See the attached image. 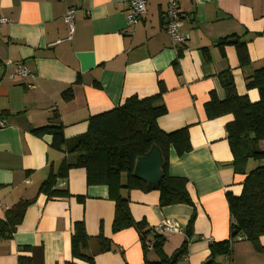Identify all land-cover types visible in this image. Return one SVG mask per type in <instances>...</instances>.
I'll return each mask as SVG.
<instances>
[{"label": "crops", "instance_id": "1", "mask_svg": "<svg viewBox=\"0 0 264 264\" xmlns=\"http://www.w3.org/2000/svg\"><path fill=\"white\" fill-rule=\"evenodd\" d=\"M145 1V13L129 25L128 0H0V16L8 20L0 24V121L6 124L0 128V218L15 203L31 202L12 239L0 240V264H17L19 255L31 256L33 264H64L70 259L72 224L81 220L88 236L101 232L112 244L111 251L95 254L97 245L91 241L92 264L142 263L137 232H112L114 202L107 187L86 185L83 169H71L57 180L55 187L69 197L38 194L49 168L57 172L62 160H71L50 148V136L31 131L47 125L56 111L64 136L76 137L86 132L89 117L128 97L152 96L159 84L166 114L157 119L158 127L164 132L187 127L191 150L178 157L170 149L167 173L186 180L192 206L160 207L156 191L122 189L120 194L128 196L132 219L149 228L172 220L183 230L193 219V236L179 264H202L209 243L228 238L225 194L238 196L243 176L234 175L231 167L225 132L231 117L208 119L204 104L210 92L218 100L225 98L218 76L227 70L238 95L258 100V92L247 91L244 83L254 70L264 68V0H176L186 37L177 47V61L178 50L162 29L167 0ZM70 8L75 15L69 38L63 16ZM227 37L245 43L247 67H239L234 43L227 41L222 50L217 46ZM6 61L22 65L29 76L9 78L2 67ZM68 90L72 97L63 101ZM164 237L163 251L170 257L184 234ZM258 245L256 250L249 241L234 243L230 256L217 262L264 264V236ZM23 246L31 247V253L20 251ZM145 256L157 260L153 252Z\"/></svg>", "mask_w": 264, "mask_h": 264}, {"label": "trees", "instance_id": "2", "mask_svg": "<svg viewBox=\"0 0 264 264\" xmlns=\"http://www.w3.org/2000/svg\"><path fill=\"white\" fill-rule=\"evenodd\" d=\"M231 37L219 39L217 46L222 50ZM238 65L245 68L250 64L246 45L237 41L234 44ZM181 57L177 51L176 61ZM175 61V62H176ZM174 62V64H176ZM219 80L225 93L223 100H218L210 92L204 111L208 119L230 116L225 124L226 139L232 155L231 167L234 175L243 176L241 192L238 196L230 192L225 194L230 224L229 236L224 241H212L208 245L209 256L202 264H218L219 257H229L234 239L243 236L256 250H259V238L264 236V68L254 70L245 78V89L256 90L258 100L251 102L246 95L236 93L230 71L219 74ZM164 88L159 84L156 94L144 98L131 96L124 99L111 110L91 116L87 120L86 132L73 138L64 136L63 126L56 111L47 125L35 128L31 133L37 137L50 136V148L70 156L65 159L57 172L49 168L48 176L38 189V194L47 199L69 197L66 191L55 187L60 178H65L71 169H83L87 186L102 185L108 189V197L114 202L112 232L134 229L142 244L144 253L141 264H179L186 255L187 246L193 236L191 219L183 229L184 239L174 263L172 256L163 251L165 237L149 228L144 221H134L128 208V196L120 194L126 191L140 190L159 193V205L165 207L175 204L192 206L186 190V180L172 177L167 173L170 149L180 157L191 150L187 127L172 132H164L157 125V119L166 114L162 103ZM70 90L62 93V100L69 101ZM156 145L164 158L163 178L155 185L144 183L132 177L135 158L144 155L150 146ZM255 161L256 167L246 171L248 163ZM82 201L83 197H76ZM30 201H19L6 209L0 218V240H10L21 224ZM91 241H95V254L112 250V244L100 232L95 238L87 235L84 222L72 224L70 236V259L64 264L93 263V254L88 253ZM150 246V249L147 247ZM20 251L31 253V247L23 246ZM153 252L157 260L149 261L146 254ZM17 264H33L31 256L19 255Z\"/></svg>", "mask_w": 264, "mask_h": 264}, {"label": "built area", "instance_id": "3", "mask_svg": "<svg viewBox=\"0 0 264 264\" xmlns=\"http://www.w3.org/2000/svg\"><path fill=\"white\" fill-rule=\"evenodd\" d=\"M127 4L126 22L129 25L135 24L146 11V1L128 0ZM74 15L75 10L70 8L63 16V22L67 27L69 38L74 30ZM161 19L162 29L170 36L174 49L179 50L177 47L185 44L186 37L180 31L183 20L176 0H167V8L162 12ZM6 23H8V20L0 16V24ZM2 67L5 68V70H9V78L18 77L25 80L29 76L28 70L20 64H13L6 61L2 64ZM5 126L6 124L0 121V128ZM154 231L162 235L183 232L182 228L172 220L161 222L154 227ZM244 240L245 238L243 236H238L234 239L235 242H241ZM147 249H150V246H148Z\"/></svg>", "mask_w": 264, "mask_h": 264}, {"label": "water", "instance_id": "4", "mask_svg": "<svg viewBox=\"0 0 264 264\" xmlns=\"http://www.w3.org/2000/svg\"><path fill=\"white\" fill-rule=\"evenodd\" d=\"M228 43L235 44L236 40H229ZM163 165L164 158L161 150L156 145L152 144L144 155L135 158L132 168V177L144 183L155 185L164 176ZM176 257L177 254L172 256L171 263L175 262Z\"/></svg>", "mask_w": 264, "mask_h": 264}, {"label": "rangeland", "instance_id": "5", "mask_svg": "<svg viewBox=\"0 0 264 264\" xmlns=\"http://www.w3.org/2000/svg\"><path fill=\"white\" fill-rule=\"evenodd\" d=\"M257 163L255 161H250V163L247 166L246 171H250L251 169L255 168ZM237 243V242H236Z\"/></svg>", "mask_w": 264, "mask_h": 264}]
</instances>
